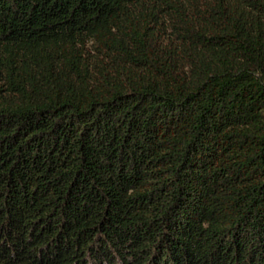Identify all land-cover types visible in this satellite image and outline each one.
Returning <instances> with one entry per match:
<instances>
[{"label": "trees", "instance_id": "obj_1", "mask_svg": "<svg viewBox=\"0 0 264 264\" xmlns=\"http://www.w3.org/2000/svg\"><path fill=\"white\" fill-rule=\"evenodd\" d=\"M0 264H264V0H0Z\"/></svg>", "mask_w": 264, "mask_h": 264}]
</instances>
